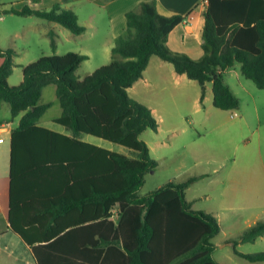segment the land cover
Returning a JSON list of instances; mask_svg holds the SVG:
<instances>
[{
  "label": "trees",
  "instance_id": "obj_1",
  "mask_svg": "<svg viewBox=\"0 0 264 264\" xmlns=\"http://www.w3.org/2000/svg\"><path fill=\"white\" fill-rule=\"evenodd\" d=\"M3 12L8 11L0 10V18ZM9 12L57 22L77 35L86 31L77 13L60 4ZM204 16L205 54L196 60L167 45L169 33L186 16L160 13L155 0L141 2L126 13V30L112 48L113 56L121 58L82 80L76 72L88 56L67 52L29 63L23 81L10 85L15 50L0 46V107L8 103L12 118L20 116L11 134L8 222L32 246L39 264H221L214 257L218 219L192 209L186 198L197 177L140 193L146 174L158 164L141 135L157 131L159 124L151 108L128 91L152 56L197 80L201 103L211 84L214 105L223 110L240 108L225 77L236 63L264 89V0H205ZM49 36L56 49L57 33L51 30ZM50 84L56 85L62 107L55 122L71 136L39 125L50 107L40 103ZM83 134L125 146L132 154L84 142ZM262 235L264 220H258L233 243L236 247ZM235 252L250 262H264V251Z\"/></svg>",
  "mask_w": 264,
  "mask_h": 264
},
{
  "label": "rangeland",
  "instance_id": "obj_2",
  "mask_svg": "<svg viewBox=\"0 0 264 264\" xmlns=\"http://www.w3.org/2000/svg\"><path fill=\"white\" fill-rule=\"evenodd\" d=\"M31 2L0 0V10L8 11L0 18V46L15 50L14 70L8 78L10 85L21 82L18 75L23 65L42 56L67 52L87 55L76 72L79 80L112 61L111 48L106 50L112 44L106 8L92 0H40L36 3L41 10L51 9L55 4L72 9L80 24L86 27L79 35L61 24H57L56 29H49L57 33V47L53 49L45 28L50 21L9 12L31 6ZM154 59L151 67L155 61H161L158 56ZM167 64L174 71L173 65ZM163 75L160 87L143 83L129 92L132 98L155 108L158 117H164L158 122L157 131L148 129L141 135L158 164L146 174L140 193L147 194L170 181L183 182L197 177L187 192L190 200H196L194 206L226 208L224 212L231 215V220L222 221V233L214 240L217 259L222 264H264L250 262L235 252V248L242 253L264 251V236L255 241L239 242L236 247L233 243L239 241V236L248 227L264 220V89L246 78L241 72V64L236 63L226 71L225 77L240 99V108L223 110L214 105L213 91L209 94L211 98L208 96L201 103V86L197 80L187 75L184 79H176L169 70H164ZM53 98L48 92L43 95V100ZM60 112L61 105L56 101L45 117L54 118ZM7 113L0 110V118H5ZM112 144L118 149L124 148L128 155L132 154L127 147ZM7 165L6 160L0 162V169ZM204 172L208 175L199 177ZM206 194H210L211 201L205 200Z\"/></svg>",
  "mask_w": 264,
  "mask_h": 264
},
{
  "label": "crops",
  "instance_id": "obj_3",
  "mask_svg": "<svg viewBox=\"0 0 264 264\" xmlns=\"http://www.w3.org/2000/svg\"><path fill=\"white\" fill-rule=\"evenodd\" d=\"M92 1L95 3L97 2L98 5H101L102 7L106 8V12L108 14L107 16L108 22L110 23V32H111L110 41H112V44H110L111 46H107L106 50H109V48H111L112 50L116 38L122 33H124V31L126 30V26H127L126 13L129 10L137 8L141 2L151 1V0H104V1L92 0ZM155 1L157 3L158 11L162 14L165 15L182 14L186 16V19L169 33L167 40L168 47L172 51L185 53L193 59L196 60L202 59L205 54L204 46H203L204 44L203 28L205 24V16H204L205 0H155ZM31 7L39 9V6L36 4L33 5L32 2H31ZM50 22L52 24L50 23V25L46 24V27L44 26L45 28H47L46 30L47 34L49 33V29H56L58 28L57 24H59L53 21ZM113 58L120 59V56L115 55L113 56ZM154 58L155 56H152L148 67L143 73V76L138 81H136L132 87L128 89L129 92L135 86L141 85L143 83L160 87L162 85L160 77L164 76L163 75L164 70H169V73H171L173 77L176 79H184V77L186 76V74L177 73L175 71V68L174 71H172L170 65L167 64L168 62L162 60L161 58H160L161 61L158 60L155 61L156 63L154 67L153 66L151 67V63L155 60ZM26 65L28 64L22 66L21 74L18 75L20 76L21 82L23 81V68ZM8 83H9V79H8ZM11 84L13 85L15 83H11ZM45 92H48L49 95H53L54 98L52 100H43V95ZM209 94L212 95L211 84L208 85L204 101L208 98ZM182 96H183V92H182ZM56 101L59 102L58 97L56 95V85L50 84L43 89L40 103L50 104L51 107L52 104L55 103ZM2 109L8 111L9 114L7 113L5 118H0V123L8 124L7 126L8 130L2 134V136L4 137V141L0 142V162H3L5 160L8 162V165L4 167V169H0V264H39L34 255L32 246L26 243L18 233H16L14 230H12L9 227L8 216H9V208H10L9 193H10L11 134H12V130L19 124L20 116L16 118H12L10 105L7 106L3 103L0 107V110ZM151 110L154 116L157 118L158 122H160L161 119H164L163 116L158 117L156 115L155 108L152 107ZM61 114H62V107L60 114L54 118H46L45 117L46 113H45L43 117L40 119L39 125L52 129L59 133L71 136L72 132L69 129L55 122V119L60 117ZM80 139L87 143L95 144L100 147H104L113 151L127 154L124 148L118 149V147L112 144V142L103 140L101 138H97L96 136L94 138L89 134H83L80 137ZM5 143L7 144L6 146ZM207 175L208 174L204 172L199 177L205 178ZM190 187L191 185L186 190V198L188 202L191 204L192 209L201 210L213 214L218 219L220 227L223 220H227V221L231 220V215L227 212H224L226 208L216 209L213 206L210 207L208 206L205 208H200V207L196 208L194 206L196 200H190L188 197L187 192L190 189ZM204 198L207 201L212 200L210 194H206ZM113 219L115 221H118L119 216H115V217L113 216ZM221 233H222V228L220 230V233L213 238V242L215 238L218 237ZM263 236L264 235L260 237L262 238ZM224 237L225 238L228 237L226 233L224 234ZM218 243H220V240ZM215 245L217 244L215 243ZM214 257L216 258V260H218L216 257V249L214 251ZM218 261L220 262V260ZM220 263L222 264V262Z\"/></svg>",
  "mask_w": 264,
  "mask_h": 264
},
{
  "label": "built area",
  "instance_id": "obj_4",
  "mask_svg": "<svg viewBox=\"0 0 264 264\" xmlns=\"http://www.w3.org/2000/svg\"><path fill=\"white\" fill-rule=\"evenodd\" d=\"M7 126H8L7 123H0V142H3L4 141V137L2 136V134L8 130L7 129ZM113 216L114 217L115 216H118V214L115 215V210H113Z\"/></svg>",
  "mask_w": 264,
  "mask_h": 264
}]
</instances>
